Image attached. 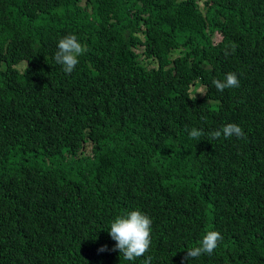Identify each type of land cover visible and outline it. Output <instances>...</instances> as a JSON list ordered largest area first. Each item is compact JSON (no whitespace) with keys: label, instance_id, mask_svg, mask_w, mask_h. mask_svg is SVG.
<instances>
[{"label":"trees","instance_id":"obj_1","mask_svg":"<svg viewBox=\"0 0 264 264\" xmlns=\"http://www.w3.org/2000/svg\"><path fill=\"white\" fill-rule=\"evenodd\" d=\"M198 2L0 0V264H264V0ZM227 123L246 137L209 140ZM132 210L152 243L126 261L108 229Z\"/></svg>","mask_w":264,"mask_h":264},{"label":"clouds","instance_id":"obj_2","mask_svg":"<svg viewBox=\"0 0 264 264\" xmlns=\"http://www.w3.org/2000/svg\"><path fill=\"white\" fill-rule=\"evenodd\" d=\"M87 51L86 46L82 45L75 35H66L59 39L57 51L54 54L56 64L62 66L66 74H71L77 64L78 57ZM229 52L225 50V55ZM216 89L223 92L225 89L239 87V79L234 72L225 74L223 80L215 79L212 82ZM204 94V93H201ZM195 100V97H189ZM189 138L200 141L201 136L205 133L202 129L192 128L189 130ZM221 136L231 138L235 136L238 139H244L246 133L242 127L236 123H227L221 128L208 133L209 140L218 139ZM110 237L116 242L113 250H118L120 256L126 261H135L137 258L144 256L150 249L152 240V220L140 210L129 211L125 215H118L110 223L108 229ZM223 236L219 231H207L198 246L189 248L184 256L185 261L199 258L202 255H212L218 248L219 242ZM100 251H105L106 246H102ZM144 264H151V257H147Z\"/></svg>","mask_w":264,"mask_h":264},{"label":"rangeland","instance_id":"obj_3","mask_svg":"<svg viewBox=\"0 0 264 264\" xmlns=\"http://www.w3.org/2000/svg\"><path fill=\"white\" fill-rule=\"evenodd\" d=\"M198 1H199L198 3L201 4L200 0H198ZM218 38H219V33H218V32H214V33L212 34V40L215 41V40H217ZM22 64H23V62L20 63L18 66H21ZM195 90L201 92V91L203 90V88H202V87H198V88H196Z\"/></svg>","mask_w":264,"mask_h":264}]
</instances>
